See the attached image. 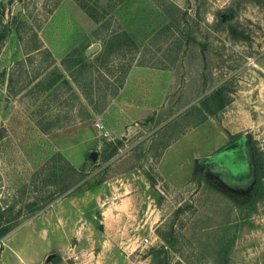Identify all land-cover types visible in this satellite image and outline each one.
Returning <instances> with one entry per match:
<instances>
[{
	"label": "rangeland",
	"instance_id": "obj_1",
	"mask_svg": "<svg viewBox=\"0 0 264 264\" xmlns=\"http://www.w3.org/2000/svg\"><path fill=\"white\" fill-rule=\"evenodd\" d=\"M3 31L0 203L10 209L7 220L22 223L0 240V264H163L161 248L170 264H213L224 235L235 238L231 264H264V198L243 202L203 172L195 175L197 157L217 152L231 135L249 133L264 157V0H0ZM96 44L75 82L64 64ZM56 68L71 88L48 86ZM220 87L224 98L214 101ZM139 98L145 108L128 107ZM133 167L163 212L145 236L149 243L144 237L124 251L116 238L104 245L102 237H83L86 244L75 247L74 236L52 235L50 245L40 237L68 225L57 205L68 193L41 210L66 181L111 179ZM187 170L186 185L169 180ZM52 254L60 259L48 260Z\"/></svg>",
	"mask_w": 264,
	"mask_h": 264
},
{
	"label": "crops",
	"instance_id": "obj_2",
	"mask_svg": "<svg viewBox=\"0 0 264 264\" xmlns=\"http://www.w3.org/2000/svg\"><path fill=\"white\" fill-rule=\"evenodd\" d=\"M141 100L140 98L135 100L136 104L129 103L128 107L134 108L133 105H136V108H145L138 106ZM186 136L187 134L171 142L163 151L161 160ZM199 158L197 157V160ZM186 163L188 164V161ZM189 164H192L191 160ZM182 173L185 174L182 180H178L179 175L178 178L174 176L169 180L177 181V184H182L181 186L186 185L191 177L188 170ZM153 190L152 184L140 169L133 167L122 171L116 177L107 179L92 189L60 201L57 204L58 218L60 222L68 224L67 227L62 228L58 224L56 234L43 229L39 232L40 237L49 241L50 245L52 240L50 242L48 238L52 235L61 238L74 236L75 247L86 244L83 237L91 238L95 243L98 237V240L102 237L104 245H109L113 238H116L120 241L118 247L124 251H134L141 245L140 241L143 242L142 238L156 230L163 219V212L155 205ZM53 209L50 208L48 213H52ZM101 226L103 229L99 230ZM122 238L129 239L121 241Z\"/></svg>",
	"mask_w": 264,
	"mask_h": 264
},
{
	"label": "trees",
	"instance_id": "obj_3",
	"mask_svg": "<svg viewBox=\"0 0 264 264\" xmlns=\"http://www.w3.org/2000/svg\"><path fill=\"white\" fill-rule=\"evenodd\" d=\"M110 1H115V0H110ZM116 1L117 3H121L124 0H116ZM83 8L94 20L96 21L99 20L96 11L94 9L87 7L85 4L83 5ZM230 29H231L230 30L231 34L234 35L236 29L233 27ZM183 33L186 36H189V34L186 33L185 29L183 30ZM6 36H7L6 31L0 33V50H1V42L3 39L6 38ZM64 65L65 68H67V70H69L70 72L73 70V72H71L72 73L71 76L73 77L75 82L78 81L79 77H81L84 73H86V71L90 68L86 54L80 51L77 53V56L74 57L73 63L70 66L69 63ZM73 68L74 69L76 68V70H78V76L74 75ZM46 79L49 87H52L55 84L61 82L64 85L69 86L71 88L70 80L59 68L52 70L48 74ZM223 95H224V87H220L212 93L211 98H213L214 101H218L219 99L224 98ZM102 110L103 109H101V111ZM118 150L119 147L117 146L110 154L107 155L106 161H109L111 158H113L118 153ZM255 158L257 165V179H258V183L256 186L257 194L255 195L256 197L255 200H258L264 198V188L262 185V177L264 175V157L258 149L255 150ZM89 160L91 163L96 164L99 159L92 160L91 158H89ZM80 176L79 178L75 179L73 182L66 181V184L62 186L60 192H58V196H56L54 199L52 198L46 201L45 204L42 206L41 210L50 207V205L54 201L58 200L61 197L60 195H64L66 193H68L66 195L68 197L72 195H77L86 190L92 189L97 185L103 183L105 180H107L105 177H101L95 180L94 182H91L92 177H88L87 175H82L81 177ZM9 211H10L9 208L3 206L2 203H0V240H4L6 237H8L22 223L21 220H17L18 218L15 221L13 220L14 222L7 220L6 218ZM100 228L103 229L102 226ZM234 242H235L234 236L232 237V236L224 235L223 237H221L220 241L217 242L216 244L218 245V249L215 251L213 264H231V254H232V249L234 247ZM54 259L58 261L60 257L58 256ZM163 264H170V263L168 262Z\"/></svg>",
	"mask_w": 264,
	"mask_h": 264
},
{
	"label": "flooded vegetation",
	"instance_id": "obj_4",
	"mask_svg": "<svg viewBox=\"0 0 264 264\" xmlns=\"http://www.w3.org/2000/svg\"><path fill=\"white\" fill-rule=\"evenodd\" d=\"M228 142L217 150V152L204 157L202 165L196 164L195 175L203 172L202 175L209 177L220 187L230 192L236 199L243 202H252L257 194L256 186L257 165L255 158V146L251 135H231ZM229 147H235L232 156L215 157L217 153ZM256 177V181L254 180Z\"/></svg>",
	"mask_w": 264,
	"mask_h": 264
},
{
	"label": "water",
	"instance_id": "obj_5",
	"mask_svg": "<svg viewBox=\"0 0 264 264\" xmlns=\"http://www.w3.org/2000/svg\"><path fill=\"white\" fill-rule=\"evenodd\" d=\"M22 9V6L21 4L18 6L17 10H16V14H18ZM100 48V45L99 44H96L94 45L92 48H90L87 52H86V56L89 57L91 56L92 54H94L95 52H97ZM90 157L92 158V160H97V152H93ZM204 158H199L197 160V163L199 165H202V163L204 162ZM256 181V177L254 179ZM157 254L160 255V258H159V262H164V263H168L169 262V251L168 249L166 248H161V249H158L157 251ZM57 257V254H52L50 256H48V260H52L53 258Z\"/></svg>",
	"mask_w": 264,
	"mask_h": 264
},
{
	"label": "built area",
	"instance_id": "obj_6",
	"mask_svg": "<svg viewBox=\"0 0 264 264\" xmlns=\"http://www.w3.org/2000/svg\"><path fill=\"white\" fill-rule=\"evenodd\" d=\"M97 126H98L99 128H101V127H102V125H100L99 123L97 124ZM145 242H146V243H149V242H150V240H149L148 238H146V239H145Z\"/></svg>",
	"mask_w": 264,
	"mask_h": 264
}]
</instances>
